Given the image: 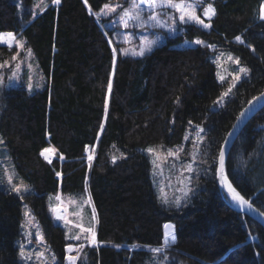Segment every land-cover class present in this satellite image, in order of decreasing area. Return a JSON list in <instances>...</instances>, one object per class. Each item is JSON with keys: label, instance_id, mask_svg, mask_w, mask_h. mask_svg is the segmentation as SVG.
<instances>
[{"label": "trees", "instance_id": "1", "mask_svg": "<svg viewBox=\"0 0 264 264\" xmlns=\"http://www.w3.org/2000/svg\"><path fill=\"white\" fill-rule=\"evenodd\" d=\"M208 3L216 14L202 17L211 28L183 23L177 35L144 56H125L126 43L117 39L124 29L118 22L122 9L102 11L106 4L126 8L129 0L58 5L47 0L38 13L32 0L20 9L16 0H0V34L24 39L47 79L35 91L23 85L1 90L0 135L31 190L21 199L8 186L0 187V264H24L17 243L23 200L41 222L56 264H68V246L77 264H149L151 249L163 245L167 223L175 226V242L157 254L167 264H264V225L232 207L216 181L226 135L245 105L264 91V20L259 18L264 0H207L200 14ZM149 13L145 9L142 15ZM197 39L204 44H195ZM222 49L237 54L249 73L218 107L226 84L218 80L211 57ZM23 54L17 44L0 43V65H12ZM197 124L205 126L206 137L196 163V191L181 207L165 204L157 196L145 148L185 144ZM192 141L189 137L186 150ZM44 149L50 151L42 155ZM226 172L264 212V107L239 133ZM83 192L97 215L96 245L69 239L48 209L50 194Z\"/></svg>", "mask_w": 264, "mask_h": 264}, {"label": "rangeland", "instance_id": "2", "mask_svg": "<svg viewBox=\"0 0 264 264\" xmlns=\"http://www.w3.org/2000/svg\"><path fill=\"white\" fill-rule=\"evenodd\" d=\"M46 1L47 0H32L34 12L38 13L39 10H42L46 5ZM206 1L207 0H204L203 4L206 3ZM16 2L19 9L22 8L24 0H16ZM173 2L181 3V0H173ZM183 2L185 4H190L193 0H183ZM142 7L147 9V6L145 5H142ZM199 7L196 8V14L199 15L205 23H207L204 16L202 17L203 13H199ZM104 11L105 9L103 7L102 13ZM152 14H158L161 23H164L167 26L153 27V22L148 19ZM179 15L180 13L175 9L167 7L162 9L157 8L155 9V12H150L148 16L144 14L142 15L145 20H148V23L144 27L134 25L130 22L126 31L124 30V27V29L119 32L117 39L126 43L124 48H134L138 51L141 47L142 39L147 37L149 41L155 42L151 46L152 49H154L155 47L165 43L168 38L174 37L178 34V30L181 28V24H183L179 21ZM170 28L175 30L172 31ZM16 41L18 40L8 41L4 44L8 46L11 44L12 46L17 44ZM20 42H22L25 46L24 39L21 38ZM186 45H192V41H187ZM21 50L24 52L21 58L15 61L12 65H10V61H6L2 64L4 67H0V94L1 90L4 88L16 87L19 85L25 86L29 91H35L46 85V76L41 70L33 51L24 47L22 49L18 47V51ZM29 50H31V55L28 54ZM221 53L224 55H221ZM229 54L234 58L238 57L240 60V57L237 54L224 49L217 51L211 57L216 66L218 80L226 84L222 93L227 91L230 84H235L236 87V85L249 73L248 71L247 75L240 74V79L234 80L233 74L238 67H246L248 70L249 67L242 63L241 60L239 65L229 61L227 58ZM221 77H224L223 81L220 79ZM235 87L232 88V92L227 97H224L220 103H216L218 107L224 105L226 100L233 95ZM221 95L216 99V101L220 100ZM197 126L204 129V131L200 133V136L203 137L202 141L198 140L196 137V132L198 131ZM187 137L188 139L189 137H192L193 139L189 150H186V148H188V144L186 142L188 139L185 141V144L176 145L174 147L149 145L145 148V151L150 156L153 165L154 184L159 200L163 202L166 198L169 201L167 204L176 205L175 201L179 199V207L186 203L196 191L194 174L195 171H197V168H199V164L196 168V163H198L201 159L202 148L205 144V126L197 124L189 128ZM0 139H2L1 135ZM148 148H153L155 152L149 153L147 151ZM180 148H182L183 151H179ZM168 149H172L177 153V155L168 156ZM193 157H195V159H193ZM153 161H155V163H153ZM189 164H191L193 169L191 172L186 170ZM9 176L12 177L11 184L9 183ZM21 182L24 187L28 188L27 192H29L31 190V186L17 173L11 155L5 144H0V187L8 186L12 189L13 185L20 186ZM13 192L16 193L15 191ZM27 192L22 191V195ZM47 204L49 212L51 214H55L60 225L65 228L69 239L77 242L86 241L84 237L90 236L89 233L82 231V229L86 228H92L96 233L97 215L95 211V218H93V209L95 210V207L88 192L79 194H50L47 199ZM22 212V236L17 242L19 246V256L20 247L23 245L25 248V256L30 258L22 259L20 256V260L24 264H56L55 262L57 259L54 257L55 254L46 242L41 222L32 216L30 206L26 200H23ZM26 212L30 213V216H26ZM58 217H63V219H58ZM167 224L173 225L172 223ZM29 232H31V236L28 235ZM37 233L43 236L42 242L38 239ZM76 235H80L81 239L76 240L71 238ZM81 245L82 244H78V249L81 248ZM38 252L44 253L43 258H39L37 256ZM71 255L77 257L75 254ZM154 261L156 264H167L166 259H160L157 254H154V258L149 264H154Z\"/></svg>", "mask_w": 264, "mask_h": 264}, {"label": "snow or ice", "instance_id": "3", "mask_svg": "<svg viewBox=\"0 0 264 264\" xmlns=\"http://www.w3.org/2000/svg\"><path fill=\"white\" fill-rule=\"evenodd\" d=\"M61 0H52L53 4H60ZM88 0H84V3L87 4ZM204 0H193L192 3L190 4H185L183 2V0H181V3H174L173 0H129V5L128 7L124 8L121 5H116L115 7L111 6V5H105L104 9L105 11L103 12L104 15H109L111 13H115L116 12V8L120 7L122 9L121 14L119 15V23H122L123 26L125 28H127L129 26V23L132 22L134 25L140 26V27H144L147 23L148 20H145L142 16V13L145 11V8L142 7V5L147 6V9L150 12H155V9L157 8H170V9H175L176 11H178L180 13L179 15V21L181 23L184 24H188L191 23L194 27H201L204 29H209L211 28V23H205L203 19L200 18L199 15L196 14V8L199 7L201 4H203ZM89 12L91 13V8H89ZM216 14V10L213 7L212 3H208L207 6L203 9V15L205 17H208L209 20L211 19L212 16H214ZM100 14H97V18H99ZM259 18L261 20H264V4H261L260 9H259ZM150 21H152V26L153 27H166L167 25L164 23H161L158 14H152L149 16L148 18ZM170 30L174 31L175 29L170 28ZM7 38V39H6ZM16 37L14 33H4V34H0V43H7L8 41H15ZM235 41L242 44V45H246L245 40L241 37V36H236L235 37ZM111 42V41H110ZM17 45L19 48H23L24 44L20 41H16ZM155 43L154 41H149L147 39V37H144L141 41V47L139 48V50H135L133 49H129V48H124L122 49V53L123 55L127 56L129 54L131 55H135V56H144L146 52H150L152 50V44ZM191 43V42H190ZM195 44L197 45H202L204 44L203 41L197 39L194 41ZM207 47H214L213 45H205ZM247 46V45H246ZM9 47H11V44H9ZM113 51V55L115 56L117 53V49L115 47H113L112 49ZM253 51H255L253 49ZM28 54L31 55V50L28 51ZM221 55H224L223 53H221ZM228 60L232 61L233 63H235L236 65L240 64V60L239 58H234L232 57L230 54L228 55ZM13 59H16V57L14 56ZM113 63L115 64V61H113ZM0 67H4V65H0ZM248 69L246 67H238L234 74H233V79L234 80H239L240 79V74H245L247 75L248 73ZM222 81L224 80V77L220 78ZM235 87V84H230L227 91H225L224 93H222L220 100L216 101V103H220L224 97H227L231 92H232V88ZM111 88H112V84L111 82H109L108 84V91L111 92ZM254 99H259V98H254ZM247 111V110H246ZM245 115L244 112H242L240 114L241 117H243ZM191 123V121L189 122ZM198 131L196 132V137L198 140L203 139V137L200 136V133L204 131L203 128H199V126H197ZM185 140L188 139L187 136L184 137ZM3 141L2 139H0V144H2ZM50 150L49 149H44L43 152L41 153L42 155H44L45 153H48ZM147 151L149 153H154L155 150L153 148H148ZM179 151H183L182 148L179 149ZM167 155L168 156H174L177 155L176 152H174L172 149H168L167 151ZM45 159H48L47 156H45ZM61 159H63V157H61ZM88 159L91 160L92 156L89 155ZM193 159H195V157H193ZM219 160H220V173H221V185L226 189V194L230 196L231 200L242 210H246V211H251V212H256L262 219H264V212L259 211L258 209L254 208L252 203L245 199L244 195H242L239 191H237V189L235 187H233L232 183L230 181L227 180V177L224 175V152L221 151L219 154ZM48 162L51 163V160L48 159ZM113 162H115V157L113 158ZM153 163H155V161H153ZM187 171L191 172L192 166L191 164H189L187 166ZM57 175H60L59 173H57ZM9 183L11 184L12 182V177L9 176ZM12 190L15 191L18 195H20L21 199H23V195H22V191L23 192H27L28 188L24 187L22 185L20 186H16L13 185ZM169 201L165 198L163 200V203L167 204ZM177 207H179L180 205V201L179 199H177L175 201ZM26 216H30V213L26 212L25 213ZM93 218H95V210L93 209ZM58 219H63V217H58ZM164 234H163V245L162 247L164 249H166L167 247H169L172 243H174L175 241V226L171 225V224H165L164 225ZM82 231L87 232L90 234V236H86L84 237V239L86 241H89L92 245H96L97 239H96V233L92 228H86V229H82ZM29 236H31V232L28 233ZM38 239L42 242L43 241V236L39 233H37ZM73 239L79 240L81 239L80 235H76L74 237H71ZM84 245H81V248H83ZM162 247L158 246L155 247L153 249H151V251L154 254H159L162 251ZM74 249L72 248V246H68L67 251L69 252V255L67 256V260H68V264H77V259L78 257H74L71 255V252ZM20 256L22 259H29L30 257H26L25 256V248L23 245H21L20 247ZM37 256L39 258H43L44 253L43 252H38ZM154 264H156V262L154 261Z\"/></svg>", "mask_w": 264, "mask_h": 264}, {"label": "water", "instance_id": "4", "mask_svg": "<svg viewBox=\"0 0 264 264\" xmlns=\"http://www.w3.org/2000/svg\"><path fill=\"white\" fill-rule=\"evenodd\" d=\"M254 98H259V99H254ZM264 107V91L259 93L258 95L254 96L246 105L245 107L241 110V112L239 113V115L237 116V118L235 119L230 131L228 132V134L225 137V140L221 146V149L219 151V154L221 151L224 152V175L227 177L228 181L229 178L227 176V172H226V161H227V157L229 154V151L231 150V147L233 146L235 140L237 139L239 133L241 132V130L245 127V125L250 121V119L256 114L258 113L262 108ZM247 110V111H246ZM244 112L245 115L243 117L240 116V114ZM219 154H218V158H217V166H216V181L217 184L220 188V190L222 191V193L229 199L231 206L234 207L237 210L246 212L247 214L253 216L255 219H257L258 221H260L263 225H264V219H262L256 212H251V211H246V210H242L240 209L238 206L235 207L234 206V202L231 200L230 196L226 194V189L221 185V173H220V160H219ZM231 182V181H230ZM233 185V184H232ZM234 187V186H233ZM238 191V190H237ZM245 197V196H244ZM245 199H247L245 197ZM248 200V199H247ZM251 202V201H250ZM252 203V202H251ZM253 207L258 209L253 203H252ZM259 210V209H258ZM260 211V210H259ZM262 212V211H261Z\"/></svg>", "mask_w": 264, "mask_h": 264}, {"label": "bare ground", "instance_id": "5", "mask_svg": "<svg viewBox=\"0 0 264 264\" xmlns=\"http://www.w3.org/2000/svg\"><path fill=\"white\" fill-rule=\"evenodd\" d=\"M227 180H228V179H227ZM234 206H235V207H237V205H236V204H234Z\"/></svg>", "mask_w": 264, "mask_h": 264}]
</instances>
